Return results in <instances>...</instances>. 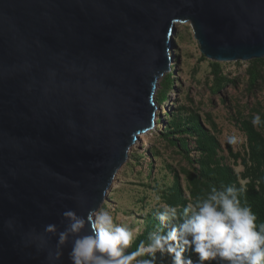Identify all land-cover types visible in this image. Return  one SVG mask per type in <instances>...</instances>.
<instances>
[{"label":"water","instance_id":"obj_1","mask_svg":"<svg viewBox=\"0 0 264 264\" xmlns=\"http://www.w3.org/2000/svg\"><path fill=\"white\" fill-rule=\"evenodd\" d=\"M183 23L211 61L264 58V0H0V264H45L36 233L103 204Z\"/></svg>","mask_w":264,"mask_h":264},{"label":"rangeland","instance_id":"obj_2","mask_svg":"<svg viewBox=\"0 0 264 264\" xmlns=\"http://www.w3.org/2000/svg\"><path fill=\"white\" fill-rule=\"evenodd\" d=\"M168 57L171 71L160 79L154 95L156 126L130 150L129 160L100 206L112 211L117 223L141 229L132 246L157 229L160 204H167L176 187L188 202L194 200L189 179L199 175V161L207 155L202 148L209 143L195 133L181 131L198 123L204 134L215 138L214 160L231 169L242 185L249 151L245 125L253 126L264 140V58L211 61L201 54L189 23L176 24L174 36L170 33ZM256 115L260 124L254 126ZM231 136L238 138L237 143L228 142ZM155 195L161 197L159 202Z\"/></svg>","mask_w":264,"mask_h":264},{"label":"clouds","instance_id":"obj_3","mask_svg":"<svg viewBox=\"0 0 264 264\" xmlns=\"http://www.w3.org/2000/svg\"><path fill=\"white\" fill-rule=\"evenodd\" d=\"M252 124H260L259 115ZM237 140L231 136L228 142ZM240 191L233 185H213L205 196L182 209L160 204L158 220L169 230L157 226L134 251L126 250L141 229L117 223L112 211L103 207L85 214L67 209L62 213V230L47 224L42 233L30 229L29 234L39 237L41 243L35 247L38 253H46L45 264H59L66 247L70 264H157V253L168 254L172 264H194L184 255L189 248L197 256L196 264L217 260L220 264H264V223L257 224L256 214L241 201ZM160 199L155 195L157 202ZM5 226L12 229L13 220L5 221ZM51 237L55 243L50 245Z\"/></svg>","mask_w":264,"mask_h":264},{"label":"trees","instance_id":"obj_4","mask_svg":"<svg viewBox=\"0 0 264 264\" xmlns=\"http://www.w3.org/2000/svg\"><path fill=\"white\" fill-rule=\"evenodd\" d=\"M182 41L184 42L183 38ZM248 138V162H244L246 168V174L243 176V180L246 182L242 185L238 182L236 176L229 168L221 167L217 161L214 160L215 149L218 146L217 141L213 137H208L204 134L199 124H195L191 129L181 131V134H197L199 138H205L208 140L209 145L202 148V152L206 155V158L199 161L200 172L197 178H190V184L192 186L191 196L193 199L197 197L205 196L210 190L211 186L215 185L220 187L221 185H233L240 191V198L243 203L252 208V211L257 216V224L264 223V140L259 135L253 126L246 124L244 127ZM196 135V136H197ZM236 158V157H235ZM202 182H206L202 185ZM208 185V187H207ZM206 186V187H205ZM189 203L184 199L182 191L179 187L172 190L170 196L167 198V204L175 206L178 209H182ZM158 226L164 228V231L169 230L168 226H162L159 220L156 221ZM148 237H139L132 249L134 251L141 241L147 242ZM185 257L191 258L196 264V254L187 249L184 253ZM157 264H172L171 257L168 254L164 256L160 253L156 254ZM147 258V257H145ZM208 264H220L217 261H210Z\"/></svg>","mask_w":264,"mask_h":264},{"label":"bare ground","instance_id":"obj_5","mask_svg":"<svg viewBox=\"0 0 264 264\" xmlns=\"http://www.w3.org/2000/svg\"><path fill=\"white\" fill-rule=\"evenodd\" d=\"M180 47H181V49H184V42L182 41V39L180 38ZM147 133V132H146ZM144 135H145V133H144Z\"/></svg>","mask_w":264,"mask_h":264}]
</instances>
